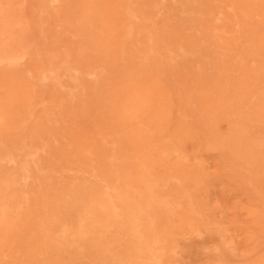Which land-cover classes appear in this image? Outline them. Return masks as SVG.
Returning <instances> with one entry per match:
<instances>
[{
	"label": "rangeland",
	"instance_id": "1",
	"mask_svg": "<svg viewBox=\"0 0 264 264\" xmlns=\"http://www.w3.org/2000/svg\"><path fill=\"white\" fill-rule=\"evenodd\" d=\"M206 4L213 11L202 32L223 47L205 57L220 58L233 83L215 92L220 111L202 116L193 94L177 101L173 91L163 101L132 90L129 100L102 109L84 70L105 72L108 0H0V50H25L12 66L0 65V151L11 138L8 105L16 97L24 106L20 78L34 81L36 69L67 66L80 81L61 72L58 83L40 86L37 102L20 116L25 144L16 162L0 160V206L11 236L0 246V264H264V118L256 102L264 94V62L256 54L263 57L264 49L251 45L264 37V0ZM171 85L181 90L179 81ZM106 87L113 89L112 81ZM161 114L167 123L160 124ZM93 116L124 140L105 139L110 161L81 138ZM36 122L47 132L34 133ZM239 145L261 147L246 159L233 152ZM44 196L61 197L64 208L50 232L39 230ZM146 197L149 204L132 219L138 234H129L131 207ZM37 232L38 244L22 240Z\"/></svg>",
	"mask_w": 264,
	"mask_h": 264
},
{
	"label": "bare ground",
	"instance_id": "2",
	"mask_svg": "<svg viewBox=\"0 0 264 264\" xmlns=\"http://www.w3.org/2000/svg\"><path fill=\"white\" fill-rule=\"evenodd\" d=\"M261 10L264 15V8ZM212 11L213 4H206V0H108L107 15L113 26L105 27V36L102 38L105 48L107 47L103 54L105 72L101 75L95 69L84 70L85 76L91 79L88 84L93 85L95 93L99 96L98 101L104 106L102 109L104 111L113 109L110 104L115 105L119 98L124 101L129 100L133 96L132 90H134L140 97L145 96L148 100L163 99L165 101L168 97L172 98V91L177 101H180L186 93L193 94L194 103H200L199 113L202 116L219 112L221 103L215 92H221L225 90V87L230 88L233 80L228 74H225L229 68L223 67L220 58L206 59L212 55L209 51L218 53L219 49L223 47L219 37L216 38L215 34L207 39L202 32V21ZM259 34L262 36V33ZM111 42L112 46L108 47ZM251 45L254 48L259 47L254 49L255 51L264 49V37L254 38ZM227 48L232 55L236 54L235 44L232 43ZM261 51L263 57L258 53L256 55L260 61L264 62V51ZM23 52H25L24 49H20L17 54L0 50V65L5 62L3 68L12 66L20 59ZM228 65H232V63H228ZM61 72H67L75 84L80 83L79 77L75 73L69 72L67 66H47L43 69H36L34 81L29 78L27 81L23 78L19 79L18 87L23 95L24 106H19L15 97L6 109L5 123L11 129V138L0 151V160L4 161L0 162L2 165H6L9 161L16 162L14 157L25 144L22 135L26 132V128L21 125L20 116L29 111L32 105L37 102L40 86H43L48 79L52 84L58 83ZM110 81H112L113 89L106 87ZM175 81L181 83L182 86H179L181 90L178 91L174 85L170 86ZM261 93H264V90H261ZM83 96L86 97V94L84 93ZM256 102L263 105L261 118H264V94H261ZM226 107L228 108L227 105ZM192 109L195 108L192 107ZM167 112H169L168 109L164 113L167 114ZM92 118L88 135H81V138L83 140L91 139L92 143L100 149L101 156L110 161L111 154L106 152L105 139L110 137L113 142L121 145L124 140L112 130L111 124L105 125L101 116ZM159 121L160 124L167 123L162 114ZM35 124L34 133L36 131L47 132L43 123L36 122ZM176 124L177 127H181L179 119ZM34 141L37 142L39 139ZM260 147L258 145L253 147L239 145L233 152L242 153L243 157L248 159L247 156L252 157ZM100 164L104 167L107 163L101 162ZM18 166L23 174L28 173L26 161L20 160ZM35 183L41 185L39 181H35ZM55 189L64 191L71 188L57 186ZM60 198L57 196L41 197L42 205L38 213L39 230L50 232L51 219L63 214L64 208L59 202ZM149 201L150 198L146 197L144 200L140 198L139 202L133 203L128 216L129 224L126 225L129 234H138L137 227L139 225L132 219L137 215V207L147 206ZM0 205L5 204L0 202ZM1 206L0 246L7 243L4 239H11L8 230L10 226L6 222V209ZM22 240L38 244V232L28 236V239Z\"/></svg>",
	"mask_w": 264,
	"mask_h": 264
}]
</instances>
